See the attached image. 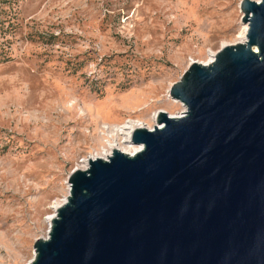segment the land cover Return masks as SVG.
I'll list each match as a JSON object with an SVG mask.
<instances>
[{"label":"rangeland","instance_id":"374dc122","mask_svg":"<svg viewBox=\"0 0 264 264\" xmlns=\"http://www.w3.org/2000/svg\"><path fill=\"white\" fill-rule=\"evenodd\" d=\"M241 1L0 0V264L34 258L102 123L183 112L171 87L240 42Z\"/></svg>","mask_w":264,"mask_h":264},{"label":"water","instance_id":"95a60500","mask_svg":"<svg viewBox=\"0 0 264 264\" xmlns=\"http://www.w3.org/2000/svg\"><path fill=\"white\" fill-rule=\"evenodd\" d=\"M245 42L194 62L141 150L69 176L28 264H264V0H242Z\"/></svg>","mask_w":264,"mask_h":264},{"label":"bare ground","instance_id":"6f19581e","mask_svg":"<svg viewBox=\"0 0 264 264\" xmlns=\"http://www.w3.org/2000/svg\"><path fill=\"white\" fill-rule=\"evenodd\" d=\"M247 30H248V26L244 24L243 31L241 32V35H240V42L239 43L245 42ZM210 56L211 57L207 61L203 62L202 64H204V65L211 64L214 61L216 54L211 53ZM173 102L176 103L175 100H173ZM159 112L160 111L155 113L154 116H153V121L155 122L154 125H153L154 127L157 125L156 122H157V118H158V113ZM183 113H184V111L182 113H179L178 116H173V115H170V114L169 115L172 116V117H181L183 115ZM134 127H135V125H132L131 127H127V128H134ZM108 131H110V133L107 134V137L109 139L104 144L105 147H103L100 152H95L94 154H91L90 155V161L91 160H96L98 158V156H101V157H104L105 155L109 156L111 154V152L113 154L114 150H119V151H121V152H123L125 154H128V155H134V154L138 153L142 149L141 146L134 145L131 142L127 141V138L130 137V135H131V130L130 131L127 130V132H126V130H121L120 132L119 131L116 132V129L110 127ZM115 139L118 141L117 144L116 143L115 144H111L113 142V140H115ZM110 141H112V142H110ZM102 155H104V156H102ZM106 159H108V157ZM83 164L84 165L81 166L80 168L85 169L86 166H85V162L84 161H83ZM68 197L61 204H59V205L55 204L56 205L55 209L57 210L59 207L64 205L67 202ZM53 218H54V215L50 216L49 217V221H52Z\"/></svg>","mask_w":264,"mask_h":264},{"label":"built area","instance_id":"2783aa9c","mask_svg":"<svg viewBox=\"0 0 264 264\" xmlns=\"http://www.w3.org/2000/svg\"><path fill=\"white\" fill-rule=\"evenodd\" d=\"M192 63H194V61H191L190 62V65L192 64ZM183 107V106H182ZM184 109L182 110V111H184V113H185V111H186V109H185V107H183ZM183 113V114H184ZM132 125H135V127L134 128H127V127H131ZM137 125V126H136ZM127 126V127H126ZM114 128V129H116V132H120L121 130H126V132H127V130L128 131H130L131 130V135H130V137H128L127 138V141H131V138H132V135H133V133H134V131L136 130V129H142V128H145V129H148V130H153V128H154V126L153 127H151L148 123H146L145 121H143V120H141V119H138V118H134V117H128V118H126L122 123H119V124H109V123H102L101 125H100V128H99V132H100V134L102 135V136H104V137H107V134H109L110 133V131H108L109 130V128ZM103 147H105V145H103L100 149H99V151H97V152H100L101 151V149L103 148ZM94 154V153H93ZM91 155V154H90ZM90 155H88V156H86V157H82L81 159H80V165H79V167H77L75 170H77V169H81V170H86V169H88V167H89V162H90ZM102 156H104V155H102ZM112 156V152H111V154L109 155V156H107V155H105L104 157H101V156H98V158L97 159H104V160H107L106 158L108 157H111ZM83 161L85 162V166H86V168L85 169H82V168H80L81 166H83L84 164H83ZM74 170V171H75Z\"/></svg>","mask_w":264,"mask_h":264},{"label":"trees","instance_id":"16d2710c","mask_svg":"<svg viewBox=\"0 0 264 264\" xmlns=\"http://www.w3.org/2000/svg\"><path fill=\"white\" fill-rule=\"evenodd\" d=\"M1 49V48H0ZM3 55V56H2ZM0 56H2L3 57V59L0 57V63L1 62H4V61H8L9 59H10V57L9 56H6V54H5V52L1 49L0 50Z\"/></svg>","mask_w":264,"mask_h":264}]
</instances>
